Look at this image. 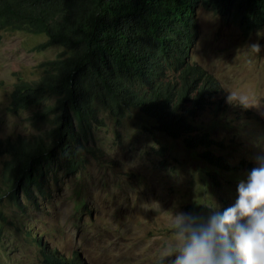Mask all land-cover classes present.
<instances>
[{
  "label": "rangeland",
  "instance_id": "1",
  "mask_svg": "<svg viewBox=\"0 0 264 264\" xmlns=\"http://www.w3.org/2000/svg\"><path fill=\"white\" fill-rule=\"evenodd\" d=\"M194 16L189 62L211 73L223 92L215 98L220 109H205L196 125L216 143L208 150L233 169L210 167L203 148L185 149L135 110L119 122L100 112L80 168L68 172L53 163L42 193L19 195L17 205L0 200V264H44L35 241L76 264H173L177 253L167 255L179 246L177 213L208 215L235 203L237 181L264 157V24L243 34L211 8L197 6ZM44 40L24 30L0 32V138L36 130L25 120L28 111L5 107L17 78H36V65L63 50L36 49ZM6 158L0 155V173Z\"/></svg>",
  "mask_w": 264,
  "mask_h": 264
},
{
  "label": "trees",
  "instance_id": "2",
  "mask_svg": "<svg viewBox=\"0 0 264 264\" xmlns=\"http://www.w3.org/2000/svg\"><path fill=\"white\" fill-rule=\"evenodd\" d=\"M197 6L227 17L243 34L264 24V0H0V32L43 35L36 49H63L36 65V78L12 83L5 110L28 111L25 120L36 130L0 138L7 157L0 200L17 205L19 195L31 200L33 189L42 193L53 163L68 172L80 168L100 112L119 122L135 110L185 149L203 148L210 167L233 169L208 150L216 143L196 125L205 109H220L215 98L223 95L211 73L189 62ZM35 244L44 264H76Z\"/></svg>",
  "mask_w": 264,
  "mask_h": 264
},
{
  "label": "clouds",
  "instance_id": "3",
  "mask_svg": "<svg viewBox=\"0 0 264 264\" xmlns=\"http://www.w3.org/2000/svg\"><path fill=\"white\" fill-rule=\"evenodd\" d=\"M250 48L258 55L261 46ZM237 199L223 212H180L174 217L173 264H264V157L237 181Z\"/></svg>",
  "mask_w": 264,
  "mask_h": 264
}]
</instances>
